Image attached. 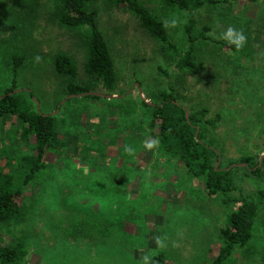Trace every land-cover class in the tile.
I'll return each instance as SVG.
<instances>
[{
    "label": "rangeland",
    "instance_id": "rangeland-1",
    "mask_svg": "<svg viewBox=\"0 0 264 264\" xmlns=\"http://www.w3.org/2000/svg\"><path fill=\"white\" fill-rule=\"evenodd\" d=\"M90 2L96 6L97 26L107 42L115 70V88L109 93L100 89L94 92L114 94L119 99L85 95L65 98L66 77L55 69L53 57L59 52L70 54L81 75L85 30L57 22V0H0V19L15 26L0 31V95L15 78L16 90H30L38 110L55 115L61 107V116L84 121L89 130L85 134L94 138L96 145L106 147L112 158L122 144L131 146L134 152L124 151L129 155L124 165L106 167V171L112 168L117 173L116 180L124 174L128 179L115 194L110 181L93 176L97 172L87 167L86 160L73 158L71 150L68 159L54 156L58 163L51 170L59 179L58 185L84 181L85 189L79 192L85 193L81 195L73 187L61 199L62 193L57 195L54 189L48 193L42 190L31 219L14 231L5 230L0 237L10 242L14 232L21 231L27 251L24 264H153L151 255L159 251L164 253L166 264H208L222 243L218 231L225 223L227 208L215 195L206 196L198 180H185L182 168L172 169L170 159L167 162L156 153L148 158L140 153L145 145L128 135L132 127L123 128L130 117L129 108L134 117L137 97L149 102L145 98L148 92H157L173 81L158 52V41L130 10L107 6L105 0ZM140 2L165 22L172 40L182 39L185 12L162 0ZM196 19L195 30L209 25L206 34L221 41H228L225 34L229 28L249 35L253 49L250 57L243 56L240 63L230 64L228 60L233 59L235 50L218 47L214 42L197 48L198 67L189 80L209 93L212 109L221 113L220 128L210 135L214 145H225V158L219 163L225 165L244 153L264 155V0L204 4ZM18 58L20 62L15 66ZM159 68L167 69L169 75ZM17 125L13 117L5 127ZM145 141L151 140L148 137ZM70 159L83 167V178L76 176L73 165L64 169L63 164ZM0 164L7 171L3 160ZM237 174L245 192L264 187V174L259 179L244 178L241 171ZM30 195L26 197L29 202ZM57 200H63L65 208L57 209ZM100 200L115 202L111 205L112 219L100 209ZM117 222L127 223L115 225ZM257 222L254 238L244 246L247 250L234 253L227 264H264V208Z\"/></svg>",
    "mask_w": 264,
    "mask_h": 264
},
{
    "label": "trees",
    "instance_id": "trees-1",
    "mask_svg": "<svg viewBox=\"0 0 264 264\" xmlns=\"http://www.w3.org/2000/svg\"><path fill=\"white\" fill-rule=\"evenodd\" d=\"M226 1L228 0H162L163 4L186 13L184 32L179 41L171 39L165 22L140 0H105L107 6L130 10L158 41V52L171 71L170 77H173V81L168 82L166 87L145 95L151 103L140 97L134 100V117H131L133 110L129 108L127 113L130 117L123 128L132 127L129 128L128 135L139 140L142 146L148 137L151 141L157 140V146L149 151H145L147 148L144 146L140 153L146 154L147 158L156 153L158 157L166 158L167 162L170 159L173 161V165L170 166L172 169L182 168L181 174L185 180H198L206 196L215 195L227 208L224 213L225 223L218 231L222 243L208 264H227L237 251L245 252L247 249L244 246L254 238L259 213L264 208V187H259L254 192H245L236 179L239 177L237 171H241L244 178H261L264 174V155L260 163L258 154L244 153L237 159L228 160L225 165H222V161L215 165L218 160L225 158L226 150L225 145L216 146L210 140L211 133L220 128L221 113L212 109L213 101H210L209 93L189 80L190 75L198 67L197 55L200 50L197 48L201 44L214 42L218 47L225 46L235 50L233 59L228 60L230 64L235 61L240 63L241 57H250L253 53L250 47L251 39L247 34L244 46L237 50L234 44L207 35L209 25L203 24L199 30H195L197 11L204 4ZM57 2L54 8L57 22L62 26L85 30L81 75L75 59L70 54L59 52L53 57L55 69L66 77L65 95L94 92L99 89L111 92L115 88L114 62L107 42L97 26L96 6H93L90 0ZM14 28L13 23L0 19V31ZM19 60L20 58L18 61L16 59L15 66ZM159 69L166 76L169 75L167 69ZM16 89L17 85L13 78L11 85L0 95V161L3 160L7 166L5 171L0 164V236L5 230L14 231L17 226L26 224L31 219L36 197L42 190L48 193L49 189L52 191L54 189L53 192L57 195L62 193L63 199L69 189L70 192L73 191V187L75 192H79L82 187L85 189L84 181L58 185L59 179L57 180L52 173L51 169L58 163L55 158L58 156L66 158L69 150L74 154L73 158L86 160L87 167L97 172L93 176L109 180L114 185L110 187L113 188L111 192L115 194L122 189L128 179L124 174L116 180L117 173H114L112 168L106 171L107 166L119 168L127 162L129 155L124 152V144L117 149L115 156L119 157L112 158L108 155L106 147L96 145L95 139L85 134L89 130L84 127L83 120L81 123L78 119L61 116L59 114L61 107L55 115L42 112L36 108L30 90ZM83 95L102 98L91 93ZM13 117L19 125L5 127ZM130 119L135 121L131 122ZM51 154L53 155L50 156ZM131 157L133 158V155ZM51 158H54L53 161ZM119 158L120 161L117 162ZM63 165L65 170L73 165L76 176L84 177L83 167L77 165L74 160L70 159ZM96 166L100 168L97 169ZM62 178L63 175L60 179ZM28 193L31 194L30 202L26 200V197H29ZM79 193L82 195L85 192L81 190ZM99 203L105 216L112 219L111 205L115 202L100 200ZM63 204V200L61 202L57 200L54 206L62 209L65 208ZM135 218V221H138L139 216ZM126 223L117 222L115 225ZM109 224L110 222L107 226ZM22 236L21 231L17 234L14 232V238L10 242H4L5 240L0 237V264L26 262V243ZM151 259L153 264H166L163 252L153 253Z\"/></svg>",
    "mask_w": 264,
    "mask_h": 264
},
{
    "label": "clouds",
    "instance_id": "clouds-1",
    "mask_svg": "<svg viewBox=\"0 0 264 264\" xmlns=\"http://www.w3.org/2000/svg\"><path fill=\"white\" fill-rule=\"evenodd\" d=\"M172 24L174 25L175 21H172ZM225 36L229 43L235 45V48L237 50L241 49L244 46L246 38L242 32L234 31L233 29L229 28ZM39 59L40 58L37 56L36 60H39ZM157 144H158L157 140H152V141L146 142L145 147L148 149H153L155 146H157ZM125 152H128L131 154L132 152H134V149L131 146H125ZM157 242L159 243V238ZM146 260H147V257H145V261Z\"/></svg>",
    "mask_w": 264,
    "mask_h": 264
},
{
    "label": "water",
    "instance_id": "water-1",
    "mask_svg": "<svg viewBox=\"0 0 264 264\" xmlns=\"http://www.w3.org/2000/svg\"><path fill=\"white\" fill-rule=\"evenodd\" d=\"M87 93H91V94H96V95H100V96H104L106 98H111V97H117L116 95L114 94H102V93H99V92H83V93H79V94H68L65 98L67 97H70V96H79V95H83V94H87ZM64 101V100H62ZM263 155H260L259 156V163L261 162V158H262ZM219 162V160L215 163V165H217Z\"/></svg>",
    "mask_w": 264,
    "mask_h": 264
}]
</instances>
